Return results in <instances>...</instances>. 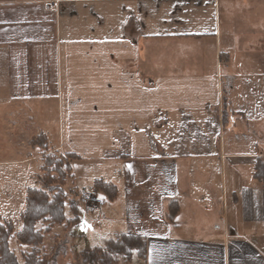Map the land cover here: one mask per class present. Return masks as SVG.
I'll list each match as a JSON object with an SVG mask.
<instances>
[{
	"label": "crops",
	"instance_id": "1",
	"mask_svg": "<svg viewBox=\"0 0 264 264\" xmlns=\"http://www.w3.org/2000/svg\"><path fill=\"white\" fill-rule=\"evenodd\" d=\"M0 99L21 102L9 131L78 157L72 187L101 201L85 236H141L144 264H264V0H0Z\"/></svg>",
	"mask_w": 264,
	"mask_h": 264
},
{
	"label": "trees",
	"instance_id": "2",
	"mask_svg": "<svg viewBox=\"0 0 264 264\" xmlns=\"http://www.w3.org/2000/svg\"><path fill=\"white\" fill-rule=\"evenodd\" d=\"M29 146L32 149L46 151L48 148L46 135L40 133L33 137ZM77 159L78 157L73 153H66L64 157L42 155L40 171L43 175L35 176L39 187L26 189L24 209L19 214L21 229L15 233L12 220L0 218V264H20L9 245V239L13 236L19 244L30 247L28 252L22 254L23 264H58V259L67 253L70 229L80 224L83 219L77 201L69 197L65 190L67 181L74 180L70 162ZM263 168L264 162L258 161L253 174L255 179L262 180ZM91 190L101 194L104 202L114 201L118 197L116 187L101 180L94 181ZM66 210L71 215L70 219L66 218ZM174 210L175 208L173 212ZM39 222L47 225L43 232L37 229ZM63 224H65V237H57L52 251L44 254L40 248L43 234L51 232L53 226ZM146 254L145 238L122 233L108 239L102 247L82 250L78 258L81 264H116L119 260L128 262L135 256L143 261L146 259Z\"/></svg>",
	"mask_w": 264,
	"mask_h": 264
},
{
	"label": "rangeland",
	"instance_id": "3",
	"mask_svg": "<svg viewBox=\"0 0 264 264\" xmlns=\"http://www.w3.org/2000/svg\"><path fill=\"white\" fill-rule=\"evenodd\" d=\"M33 103H27L26 108L32 109L31 112L35 114L36 109L34 110ZM20 104L21 102L14 104V102L8 103L0 99V215L3 218L8 217L12 220L13 224H15V233L21 229L19 211L17 210L19 203H23L25 200L26 189L29 187H39L35 176L43 175L40 171V167L42 166V155L50 154L56 157L66 156V154H61L59 152H52L49 148H47L46 151L42 149H32L29 146V142L33 137L38 136V134L35 133L38 129L36 126L27 125L22 131L16 132H11L7 129L4 119L2 118L3 115L7 114L8 120H18L19 118H17V116H19V114L17 115L16 112L21 113L19 109L21 107ZM47 118L48 116H44L42 120L48 121ZM65 190L68 192L69 197L77 201L78 205L83 204L76 198L75 192H77L78 189L72 187L71 181H67ZM64 225L60 226V228H55L54 231L51 230V232L43 234L44 238L40 248L44 254H49L52 251L57 237H65ZM46 226L44 222H39L37 224V229L43 232ZM80 226V224H77L70 229L67 243L68 251L58 259V264H81L78 258L79 252L94 247H102L109 238L101 236V234H97L96 236H85ZM9 245L11 250L16 254L20 264H23L21 259L22 254L28 252L30 247L19 244L14 236L9 239ZM116 264L144 263L142 259L135 256L128 262L119 260Z\"/></svg>",
	"mask_w": 264,
	"mask_h": 264
},
{
	"label": "built area",
	"instance_id": "4",
	"mask_svg": "<svg viewBox=\"0 0 264 264\" xmlns=\"http://www.w3.org/2000/svg\"><path fill=\"white\" fill-rule=\"evenodd\" d=\"M75 196L79 202L84 203V204L94 203V204L99 205L101 203L99 199L86 194V192L83 190L75 192Z\"/></svg>",
	"mask_w": 264,
	"mask_h": 264
}]
</instances>
